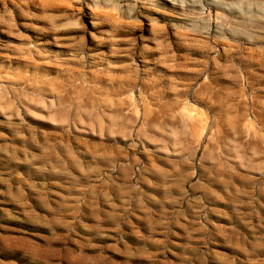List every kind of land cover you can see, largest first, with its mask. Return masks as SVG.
<instances>
[{
    "label": "clouds",
    "instance_id": "obj_1",
    "mask_svg": "<svg viewBox=\"0 0 264 264\" xmlns=\"http://www.w3.org/2000/svg\"><path fill=\"white\" fill-rule=\"evenodd\" d=\"M0 24V264H264V0H0Z\"/></svg>",
    "mask_w": 264,
    "mask_h": 264
},
{
    "label": "rangeland",
    "instance_id": "obj_2",
    "mask_svg": "<svg viewBox=\"0 0 264 264\" xmlns=\"http://www.w3.org/2000/svg\"><path fill=\"white\" fill-rule=\"evenodd\" d=\"M159 15V14H157ZM5 27V25L3 24H0V28H3ZM25 31H28V30H25ZM144 35L149 37L148 40H143V39H140L138 40V47L143 49L144 45L147 44L149 48H153V49H156V48H159L160 47V44L158 43V38H156L152 32V27L151 25H147L146 29L144 30ZM0 38H3L5 40H13L15 39L14 37H10L7 35L6 32H3V31H0ZM90 42L92 43H95L94 41H91V37L88 38ZM17 43H19V41H17ZM161 51H149V52H146L144 53V55L148 58H151V59H157L161 56ZM120 59H127V57H121ZM161 68H163L164 71H168L167 68H164L163 65H160ZM257 71H264V70H260L258 68V64L255 65ZM182 75H191V73H182ZM258 87H264V81L260 82V84L258 85ZM42 123V122H41ZM49 127H52V125H49ZM5 132L8 131V129H4ZM6 186L5 185H2L0 184V189H5ZM6 207H9V208H16L18 207V205H16L15 203H12V204H9V205H5ZM224 205L221 204V209H223ZM216 220H223V217H220V216H216L215 217ZM225 224H227L228 222L227 221H224Z\"/></svg>",
    "mask_w": 264,
    "mask_h": 264
}]
</instances>
